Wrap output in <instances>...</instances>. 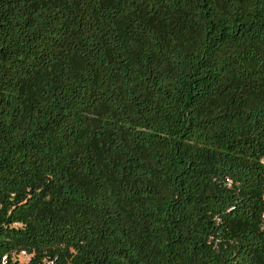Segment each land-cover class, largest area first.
I'll return each mask as SVG.
<instances>
[{
    "label": "trees",
    "instance_id": "obj_1",
    "mask_svg": "<svg viewBox=\"0 0 264 264\" xmlns=\"http://www.w3.org/2000/svg\"><path fill=\"white\" fill-rule=\"evenodd\" d=\"M0 264H264V0H0Z\"/></svg>",
    "mask_w": 264,
    "mask_h": 264
},
{
    "label": "built area",
    "instance_id": "obj_2",
    "mask_svg": "<svg viewBox=\"0 0 264 264\" xmlns=\"http://www.w3.org/2000/svg\"><path fill=\"white\" fill-rule=\"evenodd\" d=\"M21 255H22L24 258L27 257L26 254H25L24 252H21Z\"/></svg>",
    "mask_w": 264,
    "mask_h": 264
}]
</instances>
